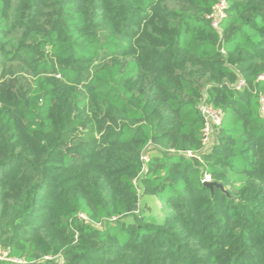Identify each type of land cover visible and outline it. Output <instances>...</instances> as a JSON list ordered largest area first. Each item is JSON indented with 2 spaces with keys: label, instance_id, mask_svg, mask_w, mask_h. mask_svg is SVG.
Listing matches in <instances>:
<instances>
[{
  "label": "trees",
  "instance_id": "1",
  "mask_svg": "<svg viewBox=\"0 0 264 264\" xmlns=\"http://www.w3.org/2000/svg\"><path fill=\"white\" fill-rule=\"evenodd\" d=\"M262 76L264 0H0V264H264Z\"/></svg>",
  "mask_w": 264,
  "mask_h": 264
},
{
  "label": "built area",
  "instance_id": "2",
  "mask_svg": "<svg viewBox=\"0 0 264 264\" xmlns=\"http://www.w3.org/2000/svg\"><path fill=\"white\" fill-rule=\"evenodd\" d=\"M224 8H225V3L219 4L215 8L214 13L210 16V18H212L213 26H217L219 18H223ZM260 80L264 81V76L260 77ZM243 86H244V83L240 80L236 83L235 88L239 90L243 88ZM259 109H260L261 115L264 116V96H261L259 99ZM199 110H200L201 116L203 117L205 121V128L203 131V135H204L203 143L205 145V148H207L209 146V144L207 143L208 136L214 127H219L221 125L222 114L220 111L208 105H201L199 107ZM205 181H209V178L207 177Z\"/></svg>",
  "mask_w": 264,
  "mask_h": 264
},
{
  "label": "water",
  "instance_id": "3",
  "mask_svg": "<svg viewBox=\"0 0 264 264\" xmlns=\"http://www.w3.org/2000/svg\"><path fill=\"white\" fill-rule=\"evenodd\" d=\"M203 185L210 190L211 193H213L214 189L221 190L223 193L226 194V191L224 190L223 186L214 182L205 181L203 182Z\"/></svg>",
  "mask_w": 264,
  "mask_h": 264
},
{
  "label": "rangeland",
  "instance_id": "4",
  "mask_svg": "<svg viewBox=\"0 0 264 264\" xmlns=\"http://www.w3.org/2000/svg\"><path fill=\"white\" fill-rule=\"evenodd\" d=\"M153 214L155 216H157V219L161 222L163 219V212L158 208V207H154L153 208Z\"/></svg>",
  "mask_w": 264,
  "mask_h": 264
}]
</instances>
